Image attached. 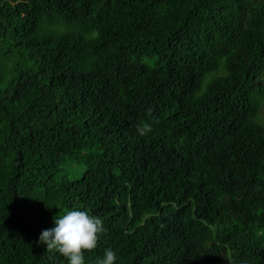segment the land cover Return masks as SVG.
Here are the masks:
<instances>
[{"label":"trees","instance_id":"16d2710c","mask_svg":"<svg viewBox=\"0 0 264 264\" xmlns=\"http://www.w3.org/2000/svg\"><path fill=\"white\" fill-rule=\"evenodd\" d=\"M263 102L264 0H0V264H264Z\"/></svg>","mask_w":264,"mask_h":264},{"label":"clouds","instance_id":"9594fccd","mask_svg":"<svg viewBox=\"0 0 264 264\" xmlns=\"http://www.w3.org/2000/svg\"><path fill=\"white\" fill-rule=\"evenodd\" d=\"M136 131L143 137L151 131V125L142 123L137 126ZM53 219L54 225L40 231L37 243L63 255L67 264H84L82 250H90L96 246L98 234L105 230L102 219L90 215L86 210L75 208L56 215ZM117 259L115 251L106 248L97 264H115Z\"/></svg>","mask_w":264,"mask_h":264},{"label":"rangeland","instance_id":"374dc122","mask_svg":"<svg viewBox=\"0 0 264 264\" xmlns=\"http://www.w3.org/2000/svg\"><path fill=\"white\" fill-rule=\"evenodd\" d=\"M259 121L262 124H264V102H263L261 109H260Z\"/></svg>","mask_w":264,"mask_h":264}]
</instances>
